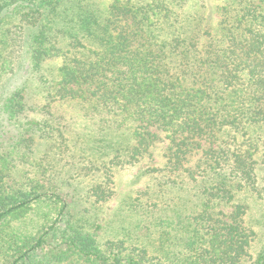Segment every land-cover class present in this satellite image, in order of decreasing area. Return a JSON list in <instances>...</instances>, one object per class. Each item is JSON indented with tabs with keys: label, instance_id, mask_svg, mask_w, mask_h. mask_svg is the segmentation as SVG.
<instances>
[{
	"label": "trees",
	"instance_id": "1",
	"mask_svg": "<svg viewBox=\"0 0 264 264\" xmlns=\"http://www.w3.org/2000/svg\"><path fill=\"white\" fill-rule=\"evenodd\" d=\"M192 2L0 0V29L14 16L20 30L0 39V238L11 228L0 243L8 264H264V249L251 253L241 199L264 189V0H221L218 18ZM56 57L49 87L41 69ZM33 82L54 102L80 105L87 127L103 135L92 137L90 154L64 164V154L50 163L35 157L37 139L64 131L28 115ZM160 142L165 166L146 172L167 179L147 186L146 200L140 192L129 200L132 230L101 240L90 206L113 197L116 165L151 159ZM34 213L41 220L24 231ZM50 234L60 243L46 253Z\"/></svg>",
	"mask_w": 264,
	"mask_h": 264
},
{
	"label": "rangeland",
	"instance_id": "2",
	"mask_svg": "<svg viewBox=\"0 0 264 264\" xmlns=\"http://www.w3.org/2000/svg\"><path fill=\"white\" fill-rule=\"evenodd\" d=\"M112 2V0H95L101 8L106 4ZM195 7L200 4L203 5V10L208 14L213 10L214 15L216 16V11H214L215 6L221 5V0H193ZM192 2V4H193ZM193 5V6H194ZM191 13H194V8L190 9ZM215 18H218L217 16ZM15 24H18L16 17L11 16L6 19L3 27L0 29V39L4 38L5 29L11 28L10 32L18 37L20 33L19 28L15 27ZM9 57V54H8ZM61 58L56 57L52 58L44 63L41 69V73L45 76L47 80L45 83L50 87V84L56 75H58V68L61 65ZM8 67H6V74ZM9 75V74H8ZM6 75H0V97L2 95V89L4 82L6 81ZM28 93V102L29 107L34 111H28V115L33 120H43L46 118L49 120L55 127V122H61L62 129L64 131L63 136L59 135V129H56L52 132V138L46 139H37L35 157L43 159L46 163L53 162L55 159H59L57 153L60 155H66V158L60 163L64 164L66 161H73L74 155L80 156L81 154H90L88 153V146L91 145V139L93 136L95 138H101L103 136L101 133L94 131L87 127L89 124L86 118L82 116L80 110V105L76 102H60L52 101L46 97L47 90L44 86H40L39 83L33 82L30 83L27 87ZM49 104V105H48ZM48 106V107H47ZM47 107V108H46ZM44 108L48 109L47 111L43 110ZM45 120V119H44ZM38 137V133H36ZM64 141V142H63ZM65 145H68L69 150L65 148ZM166 144L164 142L157 143L154 147L155 156L151 159H143L135 165L130 164H121L116 165L115 169V193L111 200L103 205L90 206L92 213L96 211L99 215L100 224H102V230L99 233V238L101 240H106L108 238H116L118 236H123L128 230H132L133 223L135 218L132 215L131 210H129L128 202L131 198H135L137 194L145 193L148 189L147 186L156 185V183L167 179L166 172H146L149 167H163L165 166V158L163 157ZM94 152V151H93ZM97 157L101 156V153L95 151ZM34 157V158H35ZM264 158V155H263ZM79 159V157H78ZM50 170L47 173L51 175L52 169L49 166ZM100 174V173H99ZM260 174V185L264 188V161L260 164L259 169ZM78 179L76 183H78ZM260 186V188H261ZM81 188V186H80ZM178 190H173L169 196L173 197L177 194ZM260 193L254 192L252 190H245L241 193V199L248 206V212L245 216V223L247 227L252 232L251 236V253L253 258L256 259L260 252L264 249V189L259 190ZM146 194V193H145ZM144 200L149 196L148 194L143 195ZM168 194H166V197ZM143 201V200H142ZM75 214V209H72ZM35 217L34 221L27 224V228L33 229L34 226L41 220L33 214ZM28 220L13 221V229L22 230L23 226L27 223ZM9 228H5L3 235L0 239H4L7 232L10 231ZM47 249L44 252H50L52 249L51 246L59 244V239H55L52 234L48 236ZM6 247L0 243V264H8V256L10 252L6 251ZM64 247V246H63ZM5 249V250H4Z\"/></svg>",
	"mask_w": 264,
	"mask_h": 264
}]
</instances>
